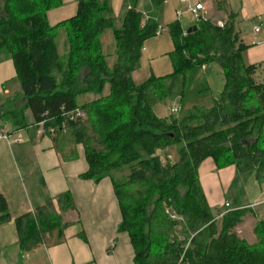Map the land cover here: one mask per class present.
<instances>
[{
	"label": "trees",
	"instance_id": "16d2710c",
	"mask_svg": "<svg viewBox=\"0 0 264 264\" xmlns=\"http://www.w3.org/2000/svg\"><path fill=\"white\" fill-rule=\"evenodd\" d=\"M131 1L114 31L116 60L110 67L98 39L112 25L106 3L79 0L75 16L52 26L47 12L58 0H0V47L11 53L33 124L42 125L64 158L72 156L71 145L84 146L89 164L84 177L100 181L127 170L114 187L122 212L119 229L130 235L135 264H264V218L248 242L235 228L251 209L216 215L199 177L201 164L212 159L217 168L235 165L241 179L264 178V83L255 79L256 65L244 62L248 44L233 15L223 27L200 19L190 32L178 22L169 24L175 73L213 62L225 84L210 108L194 107L181 119L160 117L155 106L164 91L153 79L136 85L132 78L145 42L159 28L156 12L144 18L136 8L139 0ZM164 1L151 0L156 10ZM61 24L69 40L65 57L55 44ZM88 93L98 98L80 103ZM173 146H178L174 162L167 154ZM55 199L57 207L50 201L15 219L22 251L41 245L56 228L62 232V214L77 210L69 192ZM10 220L0 195V224Z\"/></svg>",
	"mask_w": 264,
	"mask_h": 264
},
{
	"label": "crops",
	"instance_id": "0c3cea01",
	"mask_svg": "<svg viewBox=\"0 0 264 264\" xmlns=\"http://www.w3.org/2000/svg\"><path fill=\"white\" fill-rule=\"evenodd\" d=\"M99 1L106 3L112 25L119 29L132 1ZM198 1L205 3L208 0H192V3ZM213 3L214 9L207 17H215L212 20L218 22L227 21L233 15L240 38L248 44L244 62L256 65L255 79L264 83V22L258 21L264 16V0H213ZM78 6L79 0H58L47 12L48 23L55 26L72 18L77 14ZM258 26L260 31L255 33ZM58 39L62 44V55ZM55 44L59 55L65 57L69 50L65 24L57 28ZM203 66L198 68L195 76L204 75ZM82 73L85 75L86 69ZM203 81V88L208 90L205 77ZM106 85L108 91L104 94L109 92V85ZM96 98L97 95L88 93L82 95L79 102ZM212 105L213 102H210L206 107H197L207 109ZM155 112L160 117L168 116L166 107L155 106ZM17 121L22 122L17 124ZM33 123L34 117L27 107V97L23 94L11 53L0 47V131L22 137L21 142L0 139V195L5 197L11 215L10 221L0 224V264H135V249L130 235L119 229L122 212L114 180H123L117 177L121 172H113L100 181L84 177L89 168L84 146L71 145L72 156L64 158L42 125ZM199 177L216 215L229 209H251L235 230L248 242L254 241V228L264 218V194L253 200L255 202L243 198L238 202L228 199L227 193L231 191L235 178H238L236 181L241 179L235 165L217 168L212 159H207L199 168ZM251 177L257 182H264V178L259 180L253 175L242 180ZM63 192L72 195L77 208L62 214L63 231L56 228L45 234L41 245L31 251H22L15 219L50 201L57 207L55 198ZM226 203H229L228 208Z\"/></svg>",
	"mask_w": 264,
	"mask_h": 264
},
{
	"label": "rangeland",
	"instance_id": "374dc122",
	"mask_svg": "<svg viewBox=\"0 0 264 264\" xmlns=\"http://www.w3.org/2000/svg\"><path fill=\"white\" fill-rule=\"evenodd\" d=\"M188 3L193 4L192 0L188 2L166 0L158 7L159 9L156 10V18L161 32L145 42L140 61L132 73V78L136 85L153 79V84L157 85V87L159 86V88L164 91V100L156 106L159 108L166 107V114L170 119L173 117L181 119L191 114L193 107H206L210 102L218 98L225 84L224 72L213 62L204 64V75L195 76L198 70L197 68L186 74L175 73L171 56L175 49V45L168 25L172 22H178L186 30L195 25L196 21L188 10ZM136 8L143 13L144 18L149 17L150 14L154 12V7L150 0H139L136 4ZM204 8L206 14L210 15V11L214 9L213 0L206 1L204 3ZM213 18L215 17H212V19ZM258 21L264 22V16L259 17ZM166 27L167 29L165 30ZM114 31L115 28L111 25L104 30L98 38L102 53L110 67L113 66L116 60ZM246 40L248 41V39ZM58 41L60 54L62 55V44L59 39ZM1 43L0 39V44ZM83 75L82 73L80 78H82ZM203 77L206 79L208 90L203 88ZM190 78L193 80L190 81ZM107 87L106 85V88ZM107 91V89H104V93ZM159 94L161 95L160 92ZM201 109L205 110L206 108ZM177 151L178 146H173L168 149L167 154L169 155V159L173 162L178 159ZM163 159L165 160L164 156ZM124 174H128L127 170L122 171L121 174L118 173L117 177L123 179ZM237 179L238 178H235V182L231 186V191L227 193L228 199L232 202H238L241 198L249 200V202H255L253 200L264 194V182H257L253 177L248 180L239 179L236 181ZM260 190H262V193ZM213 212L216 213L215 210H213Z\"/></svg>",
	"mask_w": 264,
	"mask_h": 264
},
{
	"label": "built area",
	"instance_id": "2783aa9c",
	"mask_svg": "<svg viewBox=\"0 0 264 264\" xmlns=\"http://www.w3.org/2000/svg\"><path fill=\"white\" fill-rule=\"evenodd\" d=\"M181 2H188L189 0H180ZM130 8V7H129ZM188 10L189 12L193 15L195 21H199L200 19L203 18H207V14L205 12V8H204V3L202 1H198L196 3H188ZM217 24L221 27L224 26V22L223 21H218ZM167 29V27L165 28V30ZM260 31V27H255V33ZM160 30L158 28V30L156 31V35L160 34ZM80 116H82V114H79ZM0 139H8L11 140L12 142H21L22 141V137L17 135V136H11L9 135L7 132H3L0 131ZM226 207L229 206V203L225 204ZM224 213V212H223ZM223 213H219V216H222ZM172 217H175L172 214Z\"/></svg>",
	"mask_w": 264,
	"mask_h": 264
},
{
	"label": "water",
	"instance_id": "95a60500",
	"mask_svg": "<svg viewBox=\"0 0 264 264\" xmlns=\"http://www.w3.org/2000/svg\"><path fill=\"white\" fill-rule=\"evenodd\" d=\"M196 28H197V26H196V25H194V26H193V29H196ZM191 30H192V27L188 28V30H187V31H188V32H190Z\"/></svg>",
	"mask_w": 264,
	"mask_h": 264
}]
</instances>
